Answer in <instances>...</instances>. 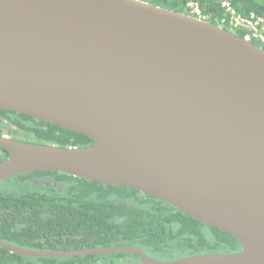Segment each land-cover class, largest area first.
<instances>
[{
    "label": "water",
    "instance_id": "95a60500",
    "mask_svg": "<svg viewBox=\"0 0 264 264\" xmlns=\"http://www.w3.org/2000/svg\"><path fill=\"white\" fill-rule=\"evenodd\" d=\"M0 108L85 134L60 147L0 137V181L58 171L160 198L242 249L120 264H264V48L143 0H0ZM1 214V213H0Z\"/></svg>",
    "mask_w": 264,
    "mask_h": 264
},
{
    "label": "flooded vegetation",
    "instance_id": "af4514ba",
    "mask_svg": "<svg viewBox=\"0 0 264 264\" xmlns=\"http://www.w3.org/2000/svg\"><path fill=\"white\" fill-rule=\"evenodd\" d=\"M68 131L73 130L39 120L23 113L0 108V137L25 143L60 146L58 143L48 139L46 135H43L45 134L44 132L46 134L53 132L56 136H61L68 133ZM9 155L10 152L0 145V161L6 159ZM28 174L32 175L28 176ZM63 174L66 173L58 171H38L21 175L27 177V180L21 179V182L28 183L29 187H21L20 190H30V193L40 198L43 195H47V197L54 200H47L43 203L36 202V207L43 206L66 209L65 216H70L66 218V222L59 224L49 222L46 224V230L49 232L55 231L56 234H50L47 236V239H41L40 243L42 242V244L39 245L38 243L34 248L30 249L71 252L83 249L133 248L140 250L150 258L163 261L204 253H228L211 251L209 248L210 236L213 234L216 235V232L213 230L214 227L199 221L201 223L199 231L204 235L205 239L203 245L197 244L195 248L178 245L177 242L180 240L179 235L182 224L180 218L189 215L160 198L139 190L114 186L116 188L107 187L105 189V200H98L96 205V202L84 201L83 197L67 184L74 181L64 179ZM97 196L95 195L94 197L97 198ZM148 217L159 218V221H162L156 227V232L161 230L164 222L168 231L166 235L167 241L165 243H153L151 245H149V241L146 244L142 243L146 241L145 238L154 241L152 236L144 238L146 234L145 230H136L135 235L127 236L125 232L126 226L132 225V223L137 225L142 224V221H146ZM96 218L102 220V223L105 225H92V223L96 222ZM83 223L91 224H86L87 229L85 230ZM91 225L92 227L90 228ZM107 231L109 233L112 232V236L101 238L100 233L105 235ZM116 232L118 234H115ZM240 245L241 243L238 242L237 246ZM50 258H63L66 262H74L75 264H80L78 260L83 261V264H120L140 262L143 256L137 252L119 250L110 254L72 255Z\"/></svg>",
    "mask_w": 264,
    "mask_h": 264
},
{
    "label": "trees",
    "instance_id": "16d2710c",
    "mask_svg": "<svg viewBox=\"0 0 264 264\" xmlns=\"http://www.w3.org/2000/svg\"><path fill=\"white\" fill-rule=\"evenodd\" d=\"M161 6L169 8L178 12H182L191 15L189 3L191 0H143ZM199 3L205 20L210 21L214 24L221 25L229 30L235 31L237 34L246 37V32L243 30L232 29L228 23H222L227 18L225 9L222 6L225 0H193ZM229 1L233 8L242 15H250L256 13L264 17V0H226ZM255 44L260 45L264 48V44L260 41L253 39ZM46 137L52 142L58 143L61 147H84L93 144V140L81 133L68 131L65 135L56 136L55 133L50 132L46 134ZM49 135V136H48ZM55 173V172H54ZM32 175V174H28ZM64 179L72 180L74 182L67 183L70 187L76 190L86 202H97L105 197L106 188H113L114 186L103 185L97 182L88 181L73 175L63 174ZM21 179L27 180V177L21 175L9 178L7 180L0 181V240L8 241L12 244L25 247L34 248L41 239H47V236L56 234L55 231H47L45 225L49 222L59 224L66 222L65 216L66 209L62 208H48L39 206L36 207V202L54 201L47 195H43L41 198L30 193V190H20L21 187H29L28 183L21 182ZM77 182V183H76ZM116 188V187H114ZM118 188V187H117ZM98 195L97 198L94 196ZM105 200V199H104ZM162 219V218H161ZM159 218L148 217L146 221H142V224H135L126 226L125 232L127 236L135 235L136 230H145V237L152 236L154 241L146 239L142 243L146 244L149 241V245L165 243L167 229L164 225L161 230L156 232V227L159 226L162 221ZM180 240L177 242L178 245H185L191 248H195L197 244L203 245L205 239L199 231L201 223L192 219L189 216H182ZM91 223H83V228L86 230L87 225ZM94 226L105 225L102 220L96 218V222L92 223ZM90 226V228L92 227ZM53 227V226H52ZM216 235L210 236L211 251L221 252H237L242 249V245L237 246L239 242L232 235L213 228ZM151 233V235H149ZM112 232H105V235L100 233L101 238L112 236ZM115 234H118L116 232ZM143 234V233H142ZM104 242V240H103ZM208 244V245H209ZM208 247V246H207ZM80 264L83 261L78 260ZM0 264H75L74 262H66L63 258H31L27 256L17 255L6 249L0 248Z\"/></svg>",
    "mask_w": 264,
    "mask_h": 264
},
{
    "label": "built area",
    "instance_id": "2783aa9c",
    "mask_svg": "<svg viewBox=\"0 0 264 264\" xmlns=\"http://www.w3.org/2000/svg\"><path fill=\"white\" fill-rule=\"evenodd\" d=\"M223 8L227 18L222 23H228L232 29L243 30L249 40H258L264 44V17L256 13L242 15L238 13L229 1H223ZM191 16L205 20L198 2L191 0L189 3Z\"/></svg>",
    "mask_w": 264,
    "mask_h": 264
}]
</instances>
